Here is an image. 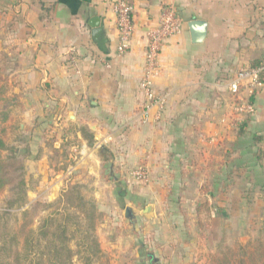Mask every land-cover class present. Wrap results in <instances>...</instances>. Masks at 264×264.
I'll return each instance as SVG.
<instances>
[{
  "label": "crops",
  "instance_id": "crops-1",
  "mask_svg": "<svg viewBox=\"0 0 264 264\" xmlns=\"http://www.w3.org/2000/svg\"><path fill=\"white\" fill-rule=\"evenodd\" d=\"M114 1L0 0L3 140L17 142L28 202L75 190L94 206L102 251L138 264H203L199 245L232 225L264 239V84L240 123L227 89L239 69L264 65V0H128L134 33L122 54ZM165 6L184 23L159 55L164 110L141 123L146 31ZM191 20L207 23L199 43ZM140 165L147 182L131 175Z\"/></svg>",
  "mask_w": 264,
  "mask_h": 264
},
{
  "label": "rangeland",
  "instance_id": "rangeland-1",
  "mask_svg": "<svg viewBox=\"0 0 264 264\" xmlns=\"http://www.w3.org/2000/svg\"><path fill=\"white\" fill-rule=\"evenodd\" d=\"M5 113L4 98L1 97L0 92L1 138L6 133L3 125ZM16 145L15 140L6 145L7 149L2 151V156L9 160L11 154L9 150L13 149L15 157L23 161L20 152L15 151ZM12 176H16V173H12ZM20 190H22L21 198ZM80 198L79 193L73 190L68 197L65 194L54 202H41L38 205L28 202L25 185L18 187L15 181L2 189L0 191V264H47L45 260L47 239L42 237L41 225L47 218L55 219V223H61L67 215L69 240L64 246L73 250L75 254L71 260L63 259L62 263L56 264H138L137 260L130 257L113 256L106 249L102 251L96 234L95 217L91 225L88 216L93 204L89 201L84 202L85 200ZM80 203H84V206H79ZM217 226L223 228V224ZM52 229L53 225L50 224L47 230L51 232ZM242 232V228L236 225H232L230 231L221 229L217 233L216 230L212 246H208L207 236L199 245L204 255L203 264H264V239L261 240L259 237L247 241L240 235ZM261 237L264 238V234ZM50 238L52 239L51 236ZM94 242L97 244L96 247ZM87 245L92 247L87 250ZM63 251V256H66L65 250Z\"/></svg>",
  "mask_w": 264,
  "mask_h": 264
},
{
  "label": "built area",
  "instance_id": "built-area-1",
  "mask_svg": "<svg viewBox=\"0 0 264 264\" xmlns=\"http://www.w3.org/2000/svg\"><path fill=\"white\" fill-rule=\"evenodd\" d=\"M116 16V30L118 43L116 52L124 53L129 49V44L134 33L133 5L128 0H115L112 4ZM183 20L175 12L172 6L163 7L158 22L147 29L142 76L139 80V90L143 96V102L139 108L141 123L150 120V112L156 109L154 120H159L164 110L166 97L156 92L154 78L160 72L159 55L166 41L178 34L183 27ZM264 65L245 67L239 69L228 82V91L232 97V112L230 119L234 123L251 115L255 106L250 97L254 91L264 84ZM242 87H245V95H242ZM131 175L147 182L149 171L145 165H140L131 171Z\"/></svg>",
  "mask_w": 264,
  "mask_h": 264
},
{
  "label": "trees",
  "instance_id": "trees-1",
  "mask_svg": "<svg viewBox=\"0 0 264 264\" xmlns=\"http://www.w3.org/2000/svg\"><path fill=\"white\" fill-rule=\"evenodd\" d=\"M258 138H255V140ZM6 144L3 140V138L0 137V191L4 189L7 185L13 183L16 181V184L18 187H22L25 184L24 180V162L17 159L15 157V153L13 149H10L9 152L10 157L9 160L8 158L5 159L2 156V151L6 150ZM261 158V156H259ZM12 173H16V176H12ZM22 190L19 191V193ZM70 193H66V197H68ZM21 193L19 194V197L21 198ZM79 206H84V203H80ZM203 208H205V211H209V207L207 204L202 205ZM202 208H197V213L200 212ZM90 218L91 225L94 223V217H95V212H94V207L91 206V211L88 214ZM53 218H47L44 220L43 224L41 225L40 231L42 233V237L44 239H47L46 241V253L45 255V260L47 264H56L58 262H63V259H72L74 256L75 252L71 249L65 248V243L69 240V236L67 235L68 233V215L65 217L63 222H57ZM53 225L52 231H48L47 227L49 225ZM52 237V239L50 238ZM29 242V240L27 239ZM96 242H94V247H96ZM92 247V245H87L86 249L89 250ZM63 250L66 252V256H63Z\"/></svg>",
  "mask_w": 264,
  "mask_h": 264
},
{
  "label": "water",
  "instance_id": "water-1",
  "mask_svg": "<svg viewBox=\"0 0 264 264\" xmlns=\"http://www.w3.org/2000/svg\"><path fill=\"white\" fill-rule=\"evenodd\" d=\"M188 27L189 31L191 33V41L194 43H199L201 42L205 35H206V28H207V23L203 20H191L188 22ZM100 32L94 36V40L102 47L104 48L105 44V37L104 33L101 30V25H100ZM150 211L149 207H146L144 209V212L142 213L143 215L147 214ZM125 216L129 219L133 217V214L131 213V209L129 207L125 208Z\"/></svg>",
  "mask_w": 264,
  "mask_h": 264
}]
</instances>
